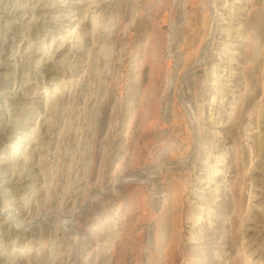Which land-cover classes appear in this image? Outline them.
Masks as SVG:
<instances>
[{
    "label": "rangeland",
    "instance_id": "obj_1",
    "mask_svg": "<svg viewBox=\"0 0 264 264\" xmlns=\"http://www.w3.org/2000/svg\"><path fill=\"white\" fill-rule=\"evenodd\" d=\"M0 264H264V0H0Z\"/></svg>",
    "mask_w": 264,
    "mask_h": 264
},
{
    "label": "bare ground",
    "instance_id": "obj_2",
    "mask_svg": "<svg viewBox=\"0 0 264 264\" xmlns=\"http://www.w3.org/2000/svg\"><path fill=\"white\" fill-rule=\"evenodd\" d=\"M4 135V134H3ZM34 223V222H33Z\"/></svg>",
    "mask_w": 264,
    "mask_h": 264
}]
</instances>
